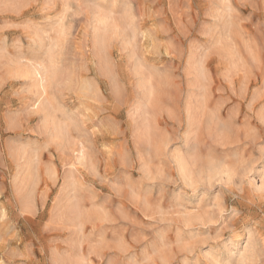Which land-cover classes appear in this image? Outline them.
<instances>
[{"label": "rangeland", "instance_id": "1", "mask_svg": "<svg viewBox=\"0 0 264 264\" xmlns=\"http://www.w3.org/2000/svg\"><path fill=\"white\" fill-rule=\"evenodd\" d=\"M262 118L264 0H0V264H264Z\"/></svg>", "mask_w": 264, "mask_h": 264}, {"label": "bare ground", "instance_id": "2", "mask_svg": "<svg viewBox=\"0 0 264 264\" xmlns=\"http://www.w3.org/2000/svg\"><path fill=\"white\" fill-rule=\"evenodd\" d=\"M41 48V47H40ZM41 60V59H40ZM39 60V61H40ZM38 61V62H39ZM49 61V60H48ZM33 63V62H32ZM24 65H26V64H24ZM26 68H27V71H26V73L27 74H29V72L33 75L32 77H35V80H36V84H37V86L40 88V90H41V92H42V94L45 92L46 93V91H47V87H49V86H47L46 85V80H48V77H49V73H48V70H50L51 69V67H50V69H48L47 68V66L43 63V62H40V63H37L36 65H32V66H29V65H26ZM30 68V70H28ZM23 72V71H22ZM47 73L49 74L48 76H47ZM51 73V72H50ZM54 73V72H53ZM52 73V74H53ZM51 78V77H50ZM49 81H50V79H49ZM47 84H49V83H47ZM44 93V94H45ZM45 97V96H44ZM43 96L41 97V99L40 100H42L43 101ZM38 102H40L39 100H37ZM36 101V102H37ZM35 102V103H36ZM48 102V101H47ZM42 103V102H41ZM45 103V102H44ZM38 104V103H37ZM36 106V105H35ZM39 107V106H38ZM41 108L43 107V104H42V106H40ZM43 109V108H42ZM188 113V112H187ZM46 116V115H45ZM48 116V115H47ZM189 118V117H188ZM262 119H264V118H262ZM211 121V120H210ZM222 126V125H221ZM222 129H223V126H222ZM190 162V161H189ZM188 164H185V161H178V168H179V171H180V173L182 174V175H185L186 173H187V166ZM187 166V167H186ZM211 167V166H210ZM224 170V169H223ZM214 171V170H213ZM187 176V175H186ZM186 180V179H185Z\"/></svg>", "mask_w": 264, "mask_h": 264}]
</instances>
